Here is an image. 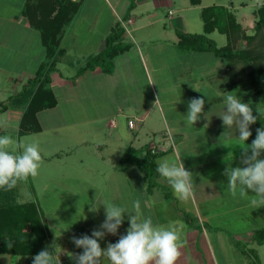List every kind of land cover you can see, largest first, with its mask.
I'll return each mask as SVG.
<instances>
[{"label": "rangeland", "instance_id": "374dc122", "mask_svg": "<svg viewBox=\"0 0 264 264\" xmlns=\"http://www.w3.org/2000/svg\"><path fill=\"white\" fill-rule=\"evenodd\" d=\"M109 2L117 7L120 18L126 14L122 20H116L114 31L120 32V38L111 36L107 46L100 45L105 57L98 64L93 62L92 66H98L94 74L74 88L69 86L67 95L63 89L46 85L55 93L52 98L56 103L52 107H38L34 121L26 122L25 126L30 128L27 131L19 126L20 116L42 79L29 77L40 61L44 60L43 65L48 66L51 59H45L40 54L42 50L23 54L13 51L15 45L0 48V136L13 139L14 143L8 146L13 154L22 151L16 147L17 142L34 143L42 157L37 176L18 181L11 190L2 188L1 193L13 195L12 201H31L37 205L50 233L46 248L54 252L56 264H75L78 248L73 252L75 245L71 238L82 235L83 228L77 223L81 218H90L92 209L105 203L130 207L137 198L141 200L143 214L151 216L154 225L177 230L178 243L182 245L178 260L208 264L203 254L208 248L217 264H264V243L253 238L254 232L264 229V205L253 206L252 193L248 198H240L229 192L223 173L228 167L242 166V142L235 129L226 130L217 116L223 111V96L228 92L250 103L254 115H259L256 109L264 112L263 98L254 102L255 96L251 94L254 90L260 96L263 91L257 92V87H252L263 85L264 89V80L257 77L253 84L249 83L245 79L249 68L235 61L234 71L243 79L242 87L229 89L231 77L226 63L209 50H198L190 37L203 34L215 41L216 46L226 43V35L216 29L204 32L200 14L201 7L221 4L234 12L241 23L239 40L233 38L237 40H234L236 47H243L247 41L243 36L256 33V10L264 0H201L198 5H191L189 0ZM53 4L52 0H37L31 7L26 4L24 10L40 28L51 25L50 19L58 18L60 29L75 7L71 9L70 4H65L60 16L56 12L58 5ZM2 5L5 6L0 8V14H11L14 5ZM96 9L108 17L104 0L92 8L93 14ZM169 9L172 13H168ZM77 11L78 8L72 18ZM104 25L99 22V31ZM5 31L11 32L8 27ZM14 33L5 40L12 44L20 42V31L16 29ZM0 36L3 38L1 33ZM97 41L93 39L92 45ZM30 46L38 49L33 43ZM257 48L261 52L258 61L264 67V42L258 43ZM200 97L205 99L204 113L208 117L202 116L195 125L189 124L188 102ZM128 121L134 123L132 129L128 128ZM252 128L254 125H250ZM251 142L250 138L246 141ZM150 144L163 145L162 151L151 156L150 175L144 178L136 166L117 169L124 167L120 159L125 146L142 147L144 155ZM162 160L182 161L193 173L194 195L190 199H177L171 186L160 177L156 169L157 162ZM6 200L4 203L11 201L7 197ZM187 230H194L199 242L189 239ZM187 239L191 240V249L194 243L201 261L189 260ZM62 254L65 258L57 257Z\"/></svg>", "mask_w": 264, "mask_h": 264}, {"label": "clouds", "instance_id": "9594fccd", "mask_svg": "<svg viewBox=\"0 0 264 264\" xmlns=\"http://www.w3.org/2000/svg\"><path fill=\"white\" fill-rule=\"evenodd\" d=\"M205 96V95H204ZM223 111L217 115L224 128L235 129L238 132L240 146V164L242 166L226 168L223 175L227 177L228 190L233 197L248 198L253 206L264 205V127L256 129L255 139L251 144L246 141L252 136L250 125L257 122L258 116L253 114L250 103L244 102L232 92L223 96ZM205 99L192 98L188 102L186 121L195 125L204 113ZM259 118L264 112L256 109ZM225 133V132H224ZM14 143L8 136H0V188L13 189L18 181L38 175L42 160L37 144L17 142L16 147L22 149L16 154L8 150ZM156 171L172 188L174 195L181 201H186L194 195L193 173L182 163L162 160L157 162ZM105 219L98 229H93L91 235L73 236L72 243L83 252L74 257L75 264H101L106 258L110 264H177L181 256L179 234L175 228H165L154 225L151 216H145L139 198L133 200L132 211L125 207L105 203ZM129 221L126 234L120 235L115 243H108L102 248L99 241L106 234L117 235L125 220ZM11 244L8 247L11 248ZM32 264H56L54 252L48 248L41 250L32 258Z\"/></svg>", "mask_w": 264, "mask_h": 264}, {"label": "trees", "instance_id": "16d2710c", "mask_svg": "<svg viewBox=\"0 0 264 264\" xmlns=\"http://www.w3.org/2000/svg\"><path fill=\"white\" fill-rule=\"evenodd\" d=\"M52 1L54 4L56 3V5H58L56 11L57 14L62 16V13L66 8V5L61 4L63 3V0H56L57 2L55 0ZM189 1L191 4H199L201 0ZM68 3L75 7L73 3ZM129 7H133L131 3ZM200 14L203 21L204 32L209 33L210 31L216 29L220 33L226 35V43L221 46H216L215 41L203 34H192L190 36L192 40L191 43L193 46L198 47V50L211 51L216 59H222L226 63L231 77L229 89L235 90L241 89L242 87L241 83L243 79L236 75L238 71H234L235 61L239 62L242 67H246L247 69L249 68L245 77L249 83L253 84L252 81L257 80V77L264 80V67L262 65V61H258L261 57L258 56V52L260 51L257 48L258 43L264 42V3L257 7L256 10L257 20L255 22V35H244L243 37L247 41L245 46L239 48L234 45V40H239L237 36L238 31L241 28V23L237 21L234 12L229 10L228 7H225L224 5L211 4L201 7ZM50 21L54 24L51 23V25L44 28H40L31 22L39 29L42 43L46 49V57L50 58L51 62L48 66H44L43 62L40 63L37 74L34 77L37 78V76H40L42 79L40 80L39 85H37L35 92H33L27 107L20 116L19 126L23 128L24 131L30 129L27 128L29 126H25L26 122L28 119L34 121L35 113L39 109L38 107H51L56 103L52 98L53 94L50 91V88L46 87V85L49 82L48 72L54 67L57 55L61 54L57 53L59 43V37H57V34L59 32L58 27L60 23H56L58 18L56 21H52V19H50ZM233 37H236L237 40ZM108 38L106 39V46L109 44ZM180 42L181 41H179V43ZM104 53L105 51L102 50L97 56L90 58L88 60V64L92 65L93 62L98 64L99 59L102 60L105 57ZM255 86L257 87L255 91L263 92L259 97H257V94H255L254 90H252L251 94L253 93V97L255 96L254 102H256L258 98H263L264 100L263 85L253 84L252 88L255 89ZM253 125L254 128L250 130L252 132L250 139L252 140L255 139L256 129L264 127V117L260 119L258 115L257 122ZM34 129H36V127ZM24 131L21 130L20 132ZM141 150H137L131 146L126 147L120 162L122 161V164L129 163L137 166L144 172L145 176H147L151 174V169H153L151 156H154L157 152H154L151 149H146L145 154L142 155V157H139V154L142 153ZM136 151L137 154L134 153ZM1 190L3 189L0 188V254H10L15 258L19 255L22 256V258H27L26 263L32 264V258L42 250L44 241L48 237V231L43 221V215L34 202L12 201L14 196L1 193ZM6 197L10 198L11 201L4 203L7 201ZM253 238L260 244L264 243V229L254 232ZM9 243L12 245L11 248L8 247Z\"/></svg>", "mask_w": 264, "mask_h": 264}, {"label": "crops", "instance_id": "0c3cea01", "mask_svg": "<svg viewBox=\"0 0 264 264\" xmlns=\"http://www.w3.org/2000/svg\"><path fill=\"white\" fill-rule=\"evenodd\" d=\"M36 1L37 0H0V8L5 6V5H2L4 3H9L10 5H14L13 6L14 8H13V11L11 12V14H9V15L0 14V28L4 30L3 31L0 29V33L3 35V38H2V36H0V48H5V46L8 47V45H11V46L15 45L16 49L15 50L13 49V51L23 53V54H25V53L31 54L33 51L37 52V51L42 50V53H40V54L44 55L45 59H46V49H45L44 44L42 43L41 33H40L39 29L34 24L31 23L32 21L30 20V18L27 17V14H26L27 10H24V6L26 7V4H28L27 6L31 7L32 5H34L36 3ZM67 1L70 3H73L75 6V11L77 8H78V11L74 15V18H72V17H73V14L75 13V11L72 12L71 14H69L67 19H65V22L63 23L62 27L59 29V32L57 34V37H59L58 38L59 43H58V47H57V53H61V54L57 55L56 62L54 65V69L50 70V72L51 71L52 72L50 74H48L49 82L47 83V85L49 87L51 85L53 88L58 87L60 90L63 89V93L65 92L66 95L68 94L67 89H69L68 88L69 86L71 88H74V87L78 86L80 83H82L84 81V79H86V77H90L94 74V71L97 69L98 66L93 65L94 66L93 67L92 65H89L88 60L92 57L97 56L102 51V49H101L102 47L100 45H104V43H106L105 38H108V36L120 38V32L114 31L116 24H118V22L116 23V20L117 21H118V19L122 20V17H125V15H126V14H124V16H122L120 18V16H118L116 13L117 7L110 4L109 0H104L106 2V6H107L108 12H109L108 17H104L105 13H103L102 11H97V9H96V12H94V14L92 12L93 11L92 8L94 6L99 5L102 2V0H67ZM67 1L63 0V3H61V4L65 5L68 3ZM137 2H140V0H137ZM141 2H147V0H143V1L141 0ZM68 5H69V3H68ZM191 5H198V4H191ZM70 8L74 9V7L72 5H70ZM134 8L137 9V6H135ZM169 11H171V9L168 10V13H169ZM171 13H172V11H171ZM64 18H65V16H64ZM129 20L131 21V19L128 17V21ZM100 21H103L105 23V25L102 28L103 30L99 31L98 24ZM1 23H3V25L8 27V29H10L11 32L5 31L6 27L2 26ZM82 26H84V29H81ZM16 29H18L21 33L22 38H21L20 42H15V44H12L11 42L6 41L15 35L14 30H16ZM93 39H97L98 41L94 42L92 45ZM103 39H104V42H102ZM113 42H116V41L114 40ZM113 42H112V44H113ZM30 43L37 45L38 49L34 50L31 46L29 47ZM43 61L44 60L40 61L39 65ZM39 65H38L37 69L34 71L35 75H36V71L39 68ZM33 75L31 77H29V79L30 78L34 79L35 76L33 77ZM21 92H22V90L16 92L15 94H20ZM32 94H33V92H32ZM53 94L55 97V93H53ZM22 109L23 108H21V110H19V109H17V110L22 111ZM109 123L113 127L115 126L114 125L115 123L112 120H110ZM129 123H130V125H129ZM133 127H134V123L132 121H128V128L132 129ZM228 135H230V134H228ZM129 146H131V145L125 146L123 148L122 154L124 153L126 147H129ZM149 147L154 152L155 151L160 152L163 150V145H161V144H150ZM133 148H135V147H133ZM135 149L141 150L142 147L135 148ZM139 157H142V153L139 154ZM116 165H118V163ZM122 165L124 167L117 168V169L118 170H126V169H129L130 167L135 166V165H131L129 163H127V164L124 163ZM142 174L145 178V174L143 173V171H142ZM119 206L125 207L128 210V212L132 211V206L129 207V206H126L124 204H119ZM90 212H91L90 218H88V217L81 218L79 220V223H77V224L81 225L80 228H83L81 231L82 234H87L89 236L91 235L92 230L98 229L100 224L105 219L103 206L95 207L94 211L92 209ZM89 223L97 224L98 226L94 227V226H91ZM128 227H129V221L127 219V214H125V220H124L122 226L119 228L117 235L106 234L105 238L99 241L101 247L105 248L108 243L117 242L120 235L126 234V229ZM47 231H48V237H50L49 230L47 229ZM186 233L189 236L188 237L189 239L194 238L195 239V240H193L194 242L195 241L199 242V240L196 239V233L194 230H192V231L187 230ZM67 235H73V234L68 233ZM48 240L49 239L47 238L44 241L42 250L46 248V243H48ZM187 241H188L187 245L189 246L190 251H191L189 253V260L201 261V258L199 257L198 252L193 247L194 243L192 244V249H191V247H190L191 240L187 239ZM76 250H77V247L74 246L73 252L74 251L76 252ZM81 250L79 251V248H78V251L76 252L75 255L82 253L83 249H81ZM194 250L196 252H194ZM203 254H204V256H206V262L208 264H217V260L214 257V254H211L209 252L208 248H206V250H204ZM63 256L65 258V254H62L61 256L58 255L57 257L62 258ZM24 258H22V256H19V255H17L15 258L10 254L2 253V254H0V264H5V263L7 264L8 262H9V264L10 263H12V264H29V263H26L27 258H25V259ZM13 261H14V263H13ZM185 261L186 260H183V262L178 260L177 264H189V263H185ZM73 262L75 263V261H73ZM101 264H110V263L106 258H102Z\"/></svg>", "mask_w": 264, "mask_h": 264}]
</instances>
